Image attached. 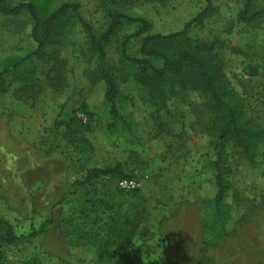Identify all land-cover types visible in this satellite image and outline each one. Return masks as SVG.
<instances>
[{
  "label": "rangeland",
  "instance_id": "1",
  "mask_svg": "<svg viewBox=\"0 0 264 264\" xmlns=\"http://www.w3.org/2000/svg\"><path fill=\"white\" fill-rule=\"evenodd\" d=\"M55 1L78 2L84 20L98 33L109 24L105 0ZM212 2L216 14L190 30V36L208 44L209 56L225 71L249 114L264 124V25L241 24L238 0ZM205 6L204 0H133L119 8L151 19L154 34H170L181 31ZM32 28L26 10L17 17L0 14V59L25 51ZM87 41L85 27L73 21L60 43L0 95V217L24 238L4 246V263L105 264L91 247L74 240V226L90 223L77 211L95 208L100 217L118 214L123 222L116 208L123 204L122 213L131 216L129 232L117 241L134 264H264V144L255 164L236 147L225 149L231 219L220 238L211 206L216 160L208 136L212 117L203 97L179 89L166 113L154 120L146 92L132 81L135 71L118 62L117 40L107 48V61L122 91L117 100L121 120H112L108 106L100 109L86 133L92 151L76 149L62 137L54 124L62 106L79 110L84 102L102 99L101 88L91 87L83 75L90 64ZM116 164L134 176L139 189L120 193L117 179L107 177L85 184L88 170ZM49 218L53 223L45 233L32 236Z\"/></svg>",
  "mask_w": 264,
  "mask_h": 264
},
{
  "label": "trees",
  "instance_id": "2",
  "mask_svg": "<svg viewBox=\"0 0 264 264\" xmlns=\"http://www.w3.org/2000/svg\"><path fill=\"white\" fill-rule=\"evenodd\" d=\"M130 1L133 0H105L103 12L109 24L103 32L98 33L84 20L78 2L65 1L58 4L55 0H0L1 15L17 17L26 10L33 20L28 48L9 53L0 59V95L7 94L35 60L46 55L50 47L60 43L63 33L73 21L80 23L88 32L90 64L83 75L91 87L103 91L100 102H84L79 110L73 111L64 105L55 118L56 129H61L62 137L76 149L93 150L86 133L91 130V122L98 117L102 107H109L113 121L121 120L117 100L122 91L107 61V48L115 40L118 62L135 71L132 81L146 92V101L154 108V120H158L156 115L166 113L171 96L179 89L199 92L204 100L205 111L212 117L208 136L216 160L212 163L214 194L211 206L215 211L217 235L223 238L227 234L226 225L231 219V207L225 201L230 189L224 177L225 149L232 145L239 149L246 161L255 164L257 152L264 144V124L249 114L244 100L231 87L225 71L209 56L208 44L190 36V30L203 27L216 14L212 0H204V9L186 23L181 31L170 34H154L151 19L131 15L119 8V5ZM238 1L242 3L238 13L241 24L248 27L264 25V5L259 0ZM132 28L134 30L122 33ZM133 48L136 50L134 53ZM80 115H83V119ZM126 124L129 128V123ZM106 177L109 180L117 179L116 187L120 180L135 179L122 170L121 164H116L88 170L85 184L96 185ZM77 185L83 186L80 182ZM117 189L120 193L124 192ZM117 207H120V214L125 218L123 222L119 220L117 212V215L108 214L109 217L103 218L99 215V209L78 210V216L90 223L79 227L75 225L73 237L76 242H84L85 246L91 247L98 262L134 264L130 253L117 241L129 232L127 226L131 216L122 213L123 204ZM94 213H98V218H94ZM51 223L52 218L44 221L39 230L32 232V236L45 233L47 225ZM211 225L214 228L213 222ZM23 240L12 224L0 217V264H5L4 246H14Z\"/></svg>",
  "mask_w": 264,
  "mask_h": 264
},
{
  "label": "built area",
  "instance_id": "3",
  "mask_svg": "<svg viewBox=\"0 0 264 264\" xmlns=\"http://www.w3.org/2000/svg\"><path fill=\"white\" fill-rule=\"evenodd\" d=\"M117 187L120 190H124V191H134V190L139 189L140 186L138 182H136V180L134 179H131V180L123 179V180L118 181Z\"/></svg>",
  "mask_w": 264,
  "mask_h": 264
}]
</instances>
